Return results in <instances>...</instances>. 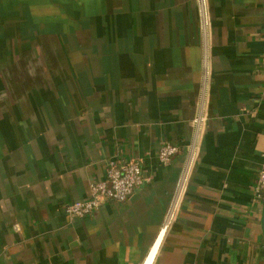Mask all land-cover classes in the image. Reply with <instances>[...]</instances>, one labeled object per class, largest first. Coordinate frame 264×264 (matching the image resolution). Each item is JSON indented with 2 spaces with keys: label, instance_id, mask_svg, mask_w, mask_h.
Instances as JSON below:
<instances>
[{
  "label": "crops",
  "instance_id": "0c3cea01",
  "mask_svg": "<svg viewBox=\"0 0 264 264\" xmlns=\"http://www.w3.org/2000/svg\"><path fill=\"white\" fill-rule=\"evenodd\" d=\"M203 4L0 0V264H264V0ZM110 160L146 181L66 216Z\"/></svg>",
  "mask_w": 264,
  "mask_h": 264
},
{
  "label": "built area",
  "instance_id": "2783aa9c",
  "mask_svg": "<svg viewBox=\"0 0 264 264\" xmlns=\"http://www.w3.org/2000/svg\"><path fill=\"white\" fill-rule=\"evenodd\" d=\"M200 1L205 18L204 0ZM196 123L203 126L206 123V118L199 116L196 119ZM178 152V147L169 144L162 145L157 154L159 164L167 166ZM185 178L186 175L183 178V182ZM145 181L141 165L138 161L120 162L110 160L106 165L105 178L90 184L88 197L66 204L63 211L68 217L83 218L90 216L103 202H126ZM253 199L264 202V150L261 153V167L254 186Z\"/></svg>",
  "mask_w": 264,
  "mask_h": 264
},
{
  "label": "water",
  "instance_id": "95a60500",
  "mask_svg": "<svg viewBox=\"0 0 264 264\" xmlns=\"http://www.w3.org/2000/svg\"><path fill=\"white\" fill-rule=\"evenodd\" d=\"M263 228H264V214H263Z\"/></svg>",
  "mask_w": 264,
  "mask_h": 264
}]
</instances>
